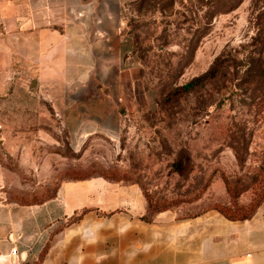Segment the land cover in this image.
I'll return each mask as SVG.
<instances>
[{"label":"crops","instance_id":"crops-1","mask_svg":"<svg viewBox=\"0 0 264 264\" xmlns=\"http://www.w3.org/2000/svg\"><path fill=\"white\" fill-rule=\"evenodd\" d=\"M129 1L0 0V75L28 71L36 85H52L49 126L62 128L0 132V264H264V199L245 219L215 208L147 217L137 180L66 176L50 187L56 172L77 168L99 139L114 145L124 121L117 106L139 103ZM76 85H96V105L107 112H77V104L94 101L71 98ZM214 186L198 201L229 197L225 185L223 197Z\"/></svg>","mask_w":264,"mask_h":264},{"label":"rangeland","instance_id":"rangeland-1","mask_svg":"<svg viewBox=\"0 0 264 264\" xmlns=\"http://www.w3.org/2000/svg\"><path fill=\"white\" fill-rule=\"evenodd\" d=\"M234 2L130 0L124 16L139 62V103L117 106L124 121L114 145L99 139L77 168L56 172L52 183L98 174L137 180L150 215L214 206L235 216L253 211L264 194V0H242L222 10ZM27 73L0 75V132L54 124L60 129L59 123L49 126L47 117L55 113L52 85H36L35 74ZM89 86L68 91L71 98L93 97V104L74 109L106 113V106L96 105L102 91ZM5 163L12 166L13 160ZM224 181L231 196L245 188L248 202L208 196L198 201L210 182L215 195H226Z\"/></svg>","mask_w":264,"mask_h":264},{"label":"trees","instance_id":"trees-1","mask_svg":"<svg viewBox=\"0 0 264 264\" xmlns=\"http://www.w3.org/2000/svg\"><path fill=\"white\" fill-rule=\"evenodd\" d=\"M242 0H235V2L233 3V4H230L229 6H227V7H225V8H223L222 10H224V11H229V10H232V9H234L235 7H237V5L241 2ZM193 49L191 50V53H193ZM190 60H191V58H190ZM257 110L259 111V110H261L260 108H259V106H257ZM259 113V112H258ZM233 147V146H232ZM233 149H234V153H235V155H236V158L239 160V151L238 150H236V148L235 147H233ZM10 167H12V166H10ZM98 176H102V177H104V178H106V179H111V180H120L119 179V177L118 178H113V177H108V176H104V175H102V174H98ZM69 178H72V179H86V178H90V177H88V176H84V177H74V176H68ZM92 177V176H91ZM56 184H57V182L51 187V188H55L56 187ZM224 185H225V188H226V191H227V193H228V196H229V199H230V197L231 198H233V199H239V197H240V195L241 194H243L244 192H245V188L244 189H242L241 191H239L237 194H234V195H232L231 196V189L229 188V185L224 181ZM50 193V192H49ZM48 193V194H49ZM145 195H146V193H145ZM147 197V196H146ZM264 199V194H263V196H262V198L261 199H259V201L255 204V206H254V210L253 211H251L250 213H248V214H242L241 216H235L234 214H233V211L231 212L230 210H224L222 207H219V206H214V207H212V208H215V209H217V210H219L224 216H226L227 218H229V219H245V218H248L249 216H251L252 215V213L255 211V209L257 208V206L259 205V203L262 201ZM250 201H251V199H250ZM249 201V202H250ZM231 203V202H230ZM162 210H166V209H161V210H158V211H156V212H159V211H162ZM149 204H148V214H149ZM156 212H154V213H156ZM153 213V214H154ZM152 215V214H151ZM150 214L149 215H147V217H149V216H151Z\"/></svg>","mask_w":264,"mask_h":264},{"label":"built area","instance_id":"built-area-1","mask_svg":"<svg viewBox=\"0 0 264 264\" xmlns=\"http://www.w3.org/2000/svg\"><path fill=\"white\" fill-rule=\"evenodd\" d=\"M15 252H16V250L12 249V251H11L12 255H15Z\"/></svg>","mask_w":264,"mask_h":264}]
</instances>
